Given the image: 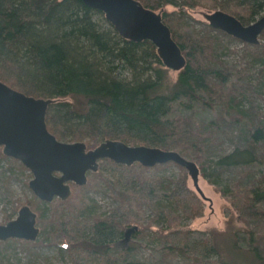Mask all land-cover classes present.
<instances>
[{
    "label": "trees",
    "instance_id": "trees-1",
    "mask_svg": "<svg viewBox=\"0 0 264 264\" xmlns=\"http://www.w3.org/2000/svg\"><path fill=\"white\" fill-rule=\"evenodd\" d=\"M139 1L155 11L171 4L186 13L185 9L203 5L205 0ZM207 1L244 24L264 10V0ZM160 13L168 25L170 12ZM169 28L186 59L170 84L166 83L163 64L151 41L123 38L103 12L81 0H0V80L28 95L53 100L47 107L45 122L49 132L59 140L83 141L90 148L105 139H116L130 145L174 149L185 157L193 155L201 164L199 149L207 139L201 130L203 123L196 126L192 114L186 115L184 111L191 112L197 105L211 108L223 105L233 123H242L238 135L241 143L221 156L215 165L239 166L243 168L242 175H250L248 169L257 160L256 153H264L261 114L242 108L237 98L241 94L222 100L213 92L211 85L216 79L222 80V75L205 62L206 54L214 51L208 38L182 41ZM260 39L261 43L251 48L263 57L264 29ZM126 69L132 78L122 75ZM225 92L229 94L230 90ZM213 123L215 119L206 127ZM100 161L108 162L111 170L112 180L106 182L116 202L113 209L95 215L87 211L83 198L75 204L60 201L49 204L48 217H44L48 228L44 230L61 240L59 243L66 249L78 248L82 255L94 258L110 257L114 251L113 264H150L135 259L131 246L119 248L115 242L110 247L123 236L126 227L133 225L130 221L134 219L131 215L136 213L133 208L136 203L138 210L148 209L152 218L132 236L144 237L150 231L162 261L180 257L191 264H264V245L256 243L252 235L246 244L239 245L236 232L229 231L230 246L223 248L212 232L180 227L181 221L203 213L202 198L189 187L184 167L177 165L180 172L173 181L149 172L162 164L145 167L139 162L127 166L107 158ZM201 164L199 169L206 177ZM250 179L244 202L238 207L239 218L264 214L261 209L264 181L255 184L254 176ZM220 191L225 194L223 189ZM69 205L70 214L61 212L63 206ZM78 214L83 215L82 221ZM157 219L163 220V225L151 229ZM18 242L26 243L23 245L28 252L31 249L36 255L33 249L38 246L36 242L11 238L0 243L9 249ZM69 252L73 253L72 249Z\"/></svg>",
    "mask_w": 264,
    "mask_h": 264
},
{
    "label": "rangeland",
    "instance_id": "rangeland-1",
    "mask_svg": "<svg viewBox=\"0 0 264 264\" xmlns=\"http://www.w3.org/2000/svg\"><path fill=\"white\" fill-rule=\"evenodd\" d=\"M202 2L203 5L185 9L186 13H181L179 7L171 4L163 5L157 11L170 12L169 19L171 20L168 25L182 41H186L187 38L197 41L198 38H208V42L214 51L206 54L205 62L218 69L222 75V80L216 79L215 84L211 85L213 92L217 96H221L222 100L241 94L237 98L241 100L242 108L250 109L252 113H260L264 121V56L259 57L260 55L251 48L253 44L245 43L219 29H209L203 14L217 8L212 7L211 1ZM263 14L264 10L258 13L254 20ZM96 16L100 18L99 15L96 14ZM261 41L260 39V43ZM156 66L153 65L154 68ZM162 68L167 77L166 83L170 84L176 78L177 71L164 65ZM128 72L127 69L123 70L122 75L132 78ZM228 90H230L229 94L225 92ZM184 113L186 115L192 114L196 126H201L200 124L203 123L201 130L207 138L205 144L201 145L199 149V153L203 157L202 164L193 155L186 156V158L194 161L198 167L201 164L208 175L204 177L199 169L198 187L203 193L202 215L181 221L180 227L212 232L223 248L230 246L229 231L236 232L239 245L246 244L249 235H252L256 243L262 247L264 245V214H249L244 218H239L238 207L244 202L246 190L252 180L250 178L254 176L255 184L264 181V153H256L257 160L254 162L255 164L253 163L254 165L249 167L248 170L251 173L248 176L241 174L243 168L239 166H217L215 163L221 156L229 153L237 144L241 143L238 135L242 123H233L223 105L219 108L197 105L195 110L184 111ZM214 119L215 123L210 124L213 126L207 128L206 124L214 121ZM10 158L12 157L3 154L0 146V225L15 218L18 209L26 204L37 214L36 226L40 232L36 239L31 241L38 245L33 248L36 255L31 249H29L31 253L28 252V248L23 245L26 243H15L14 248L9 249H6V244L0 243V264H75L76 259H78L76 264H113L111 260L115 254L114 251L110 252V257L101 256V258L98 257L99 259L82 255L80 250L74 247L71 248L73 253H70L71 249H66L64 244L59 243L61 240L54 239L44 230L46 228L47 231L48 228L44 217H48V209H51L49 204L55 201L75 204L79 198H83L84 203L88 206L87 211L95 215L108 213L116 206V202L113 200V192L107 188L106 180H112L108 162L100 161L96 171H88L86 174L87 182L84 185L69 182L71 193L65 200L54 197L51 201L46 202L38 198L29 187L28 183L33 177L32 173L24 165H20L19 160L14 161ZM185 171L187 172L186 169ZM149 172L155 176L167 177L175 181L180 169L172 162L162 164L158 169H150ZM211 180L215 181L214 184L211 183ZM188 185L195 191L189 175ZM220 189H223L225 194H222ZM62 208L61 212L70 214L71 205L69 208L65 206ZM133 208L136 213L131 215L134 219L130 221V224L142 228L150 222L152 215L148 209L140 207L138 210L136 203L133 204ZM261 209L264 213V202L261 204ZM78 216L79 218L81 216L82 221L83 215L78 214ZM157 220L159 221H156L151 229L163 225V220ZM147 233L149 234H145L144 237L132 236L128 244L123 246L133 248L135 259L150 264H191L180 257H171L162 261L156 239L150 231ZM121 238L122 236L118 237L117 241H113L110 247L119 244ZM116 246L122 247L120 244Z\"/></svg>",
    "mask_w": 264,
    "mask_h": 264
},
{
    "label": "water",
    "instance_id": "water-1",
    "mask_svg": "<svg viewBox=\"0 0 264 264\" xmlns=\"http://www.w3.org/2000/svg\"><path fill=\"white\" fill-rule=\"evenodd\" d=\"M81 1L103 12L105 19L123 38L135 42L151 41L165 67L179 71L185 65L186 59L181 48L171 36L170 28L163 22L160 12L145 7L139 0ZM203 15L214 29L248 44H258L260 41L264 15L248 24L220 9ZM50 102L49 98L28 95L0 80L2 152L19 160L32 173L28 184L41 200L48 202L54 197L65 200L71 193L69 182L84 185L87 172L96 171L103 158L127 166L139 162L145 167L171 161L187 170L195 192L203 197L198 187V165L177 150L143 144L130 145L116 139H105L94 148H87L83 141L57 139L49 132L45 122ZM36 215L28 205H22L15 218L0 225V241L9 238L34 241L39 231ZM137 229V225L126 227L119 240L120 246L127 245Z\"/></svg>",
    "mask_w": 264,
    "mask_h": 264
},
{
    "label": "bare ground",
    "instance_id": "bare-ground-1",
    "mask_svg": "<svg viewBox=\"0 0 264 264\" xmlns=\"http://www.w3.org/2000/svg\"><path fill=\"white\" fill-rule=\"evenodd\" d=\"M263 15H264V14H263ZM261 16H262V15H261ZM261 16H260V17H261ZM258 18H259V17H258ZM259 42H260V41H259ZM49 99H50V98H49ZM50 100H51V102L53 101L52 99H50ZM51 102H50V103H51ZM138 145H141V144H138ZM143 145H145V144H143ZM32 191H33V190H32ZM33 193H34V192H33ZM38 234H39V231H38ZM38 234H37V235H38Z\"/></svg>",
    "mask_w": 264,
    "mask_h": 264
}]
</instances>
